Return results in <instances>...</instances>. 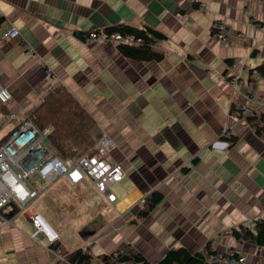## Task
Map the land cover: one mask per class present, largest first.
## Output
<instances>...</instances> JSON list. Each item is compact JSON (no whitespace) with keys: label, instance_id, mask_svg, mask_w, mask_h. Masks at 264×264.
I'll use <instances>...</instances> for the list:
<instances>
[{"label":"crops","instance_id":"crops-1","mask_svg":"<svg viewBox=\"0 0 264 264\" xmlns=\"http://www.w3.org/2000/svg\"><path fill=\"white\" fill-rule=\"evenodd\" d=\"M0 16V85L11 93L9 114L25 118L65 86L95 119L97 139L112 140L108 160L124 172L116 185L130 186L114 192L116 203L85 186L44 203L46 187L34 206L58 232L62 250L77 249L69 250L70 237L63 241L66 229L73 226L81 239L83 225L101 215L87 241H77L84 249L93 240L87 248L94 256L127 242L150 264L169 248L194 252L210 241L216 251L234 249L244 258L231 264H264V245L239 243L231 233L264 219V139L230 113L232 104L264 113L252 99L264 97V77L250 72L264 62V0H0ZM214 20L227 23L226 41L211 34ZM119 23L165 35L153 45L162 59L135 61L110 40L81 37ZM9 26L19 29L17 38L3 37ZM16 120L0 111V137ZM227 129L238 138L232 147L222 139ZM62 180L68 185L55 182ZM153 189L163 200L137 218L138 200ZM31 228L12 205L0 211V264L56 262L51 246L30 237Z\"/></svg>","mask_w":264,"mask_h":264},{"label":"built area","instance_id":"built-area-1","mask_svg":"<svg viewBox=\"0 0 264 264\" xmlns=\"http://www.w3.org/2000/svg\"><path fill=\"white\" fill-rule=\"evenodd\" d=\"M210 29L211 34L218 40L226 41L228 39L229 29L224 20H214ZM19 34L18 28L9 26L2 35L5 39L11 40L17 38ZM100 37L110 40L116 45L119 43L142 44L143 42L141 38L132 35L122 36L118 33L106 35L103 31H91L83 39L90 41ZM45 72L47 75L52 73L50 68H47ZM253 73L256 74V71L253 70ZM236 83L237 78L230 82L233 87ZM10 98L9 89L0 85V104H5ZM253 98L264 105V97L252 96ZM249 112L248 108L236 104L230 113L238 120ZM7 117L11 121L16 120L13 114H9ZM51 131L50 126L39 128L31 119H17L12 129L4 134L7 135L6 139L0 142V211L4 207L12 205L18 211L26 214L32 227L30 237L41 238L49 247L59 240V234L34 206L42 193L35 184L34 176L49 184L63 178L70 187L85 186L87 189L86 187L89 185L90 190L96 196L103 197L109 203H116V195L112 190L123 179L124 173L120 164L108 160V148L113 146L112 140L108 136L104 135L96 140L97 153L82 155L76 159L60 158L49 144ZM224 135L229 136L230 131L225 130ZM145 199L146 196H143L137 203L142 206ZM2 221L5 222V220ZM92 241H89L87 246ZM52 251L57 260H63L64 250L61 246H56ZM215 252L216 254L209 258L207 264H231L236 261L243 262L244 259L234 249H226L224 252L215 250Z\"/></svg>","mask_w":264,"mask_h":264},{"label":"trees","instance_id":"trees-1","mask_svg":"<svg viewBox=\"0 0 264 264\" xmlns=\"http://www.w3.org/2000/svg\"><path fill=\"white\" fill-rule=\"evenodd\" d=\"M4 21L0 16V24ZM106 35L118 33L122 36L132 35L143 40L142 44H117L118 52L125 58L135 61H159L163 55L153 49V45L165 38L161 32L150 27L136 28L134 26L119 23L104 28ZM84 38V34L81 35ZM228 65H233V60H226ZM259 76L264 77V62L251 69ZM234 104L231 105V110ZM230 110V111H231ZM0 111L7 117L9 112L4 104H0ZM242 119L251 126L257 137L264 139V113L251 111ZM26 119H31L33 123L44 128L50 126L52 131L49 135V144L54 153L60 158L76 159L82 155H92L97 153L95 148L96 140L93 137V130L97 126L95 119L83 107L78 99L65 87L60 86L48 96H46L28 115ZM4 135L0 142L6 139ZM229 147L234 146L238 138L234 135L222 136ZM193 161H197L194 159ZM164 196L159 190H151L146 194L145 202L137 213L138 218H144L163 200ZM232 236L237 242L250 240L256 245H264V219H256L250 226L238 225L231 229ZM59 241L54 242L51 247L55 249ZM216 254L210 241L204 244L199 251L191 252L185 247L169 248L165 254L152 264H207L209 258ZM63 260H57L53 264H91L97 258L104 264L112 262H127L149 264L147 259L137 251L130 243L121 242L110 254H100L94 256L83 248H77L69 253L63 252Z\"/></svg>","mask_w":264,"mask_h":264},{"label":"rangeland","instance_id":"rangeland-1","mask_svg":"<svg viewBox=\"0 0 264 264\" xmlns=\"http://www.w3.org/2000/svg\"><path fill=\"white\" fill-rule=\"evenodd\" d=\"M37 106V105H36ZM35 106V107H36ZM34 107V108H35ZM34 108H32L30 111H29V113L34 109ZM29 113H26V115H28ZM241 119V118H240ZM239 119V120H240ZM10 122H6L5 124H4V126L2 127L3 129L5 128H7L8 127V124H9ZM95 135H97L95 132H93V137L95 138V140H97V136H95ZM99 136V135H98ZM230 136V135H229ZM228 137V136H227ZM109 149H111V148H109ZM33 179L35 180V184H36V186L38 187V190L40 191V192H42L44 189H46V187L48 188V189H46V191L44 192V194H45V196H44V198H43V202L44 203H47L48 201H49V199L51 198V196H53V195H55V193H58V194H60L59 196H66V195H68L69 193H71L72 191H77V189H73V187H70L69 185H63V180L62 181H59V182H54V183H52V184H49L48 182H46V181H44V180H41L39 177H37V176H34L33 177ZM123 184V183H122ZM74 188H77V187H74ZM85 188V187H84ZM87 190H90L91 188H90V186L89 185H87ZM130 188V186L129 187H124L123 189H119L118 188V186L117 185H115L114 187H113V192H117L119 195H121L122 193L120 192V191H126L127 189H129ZM87 190H85V191H87ZM78 193H79V191H78ZM82 195H84L83 193H81ZM59 196H54L55 197V201H56V199L59 197ZM138 206H139V208L141 209L142 208V206H140L139 204H138ZM100 207H96V209H99ZM105 216H106V214H105V212L103 213ZM116 214H112V216H115ZM99 216V218H96L91 224L90 223H85L84 225H83V227H82V229H83V232H81L80 234H78L80 237H81V239H76V238H74V233L76 232V231H71V230H73V226L72 227H70V229L68 230V229H66L64 232H65V235H63V241L67 244V239H68V237H70V243H69V241H68V243H69V246H68V248H69V250H73V249H75V248H78L79 247V245H77V241H81L80 243H83L82 241H87L86 240V238H83V236H84V234H86V233H88L91 229H93V228H95V225H97V224H101V221H100V219H101V215H98ZM58 218V217H57ZM138 218V217H137ZM84 219V218H83ZM134 220H136V219H134ZM49 221V220H48ZM50 222V221H49ZM252 222L253 221H247V222H245V224H243L244 226H250L251 224H252ZM51 223V222H50ZM249 224V225H248ZM113 226H115V225H113ZM74 232V233H73ZM96 233V232H95ZM95 233L94 234H92L90 237H94V235H95ZM96 239H94V241H95ZM84 251H87V252H89L88 251V248H86V249H83ZM100 262H101V260H99Z\"/></svg>","mask_w":264,"mask_h":264}]
</instances>
